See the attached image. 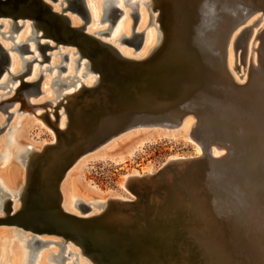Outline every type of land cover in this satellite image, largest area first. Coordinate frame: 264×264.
<instances>
[{
    "label": "bare ground",
    "instance_id": "1",
    "mask_svg": "<svg viewBox=\"0 0 264 264\" xmlns=\"http://www.w3.org/2000/svg\"><path fill=\"white\" fill-rule=\"evenodd\" d=\"M30 1L17 3L15 10L8 4L2 7L5 10V15L0 19V32L4 35L9 34L12 29L9 17L12 15L18 16L17 22L21 27L9 47L1 44L0 46L9 51L11 47L16 48V45L26 43L29 50L32 51L31 56L40 60L37 46L32 38L42 33L48 35V33L43 23L35 19L33 5H29ZM42 2L57 14L65 9L64 13L71 27L77 28L83 24L77 14L76 3H67V0H55V4L49 3V0H42ZM84 2L90 16L89 21L85 24L84 32L114 47L123 60L135 62L138 66L150 67L155 60L161 59L171 52L177 53L186 45L197 46L193 42L196 39L198 45L200 43L206 50L212 51H209L210 53L207 55L214 53L220 59V63L215 67H207L210 88L207 87V90L203 88V95L204 98L211 101L209 110L196 105L188 109L187 106L190 104L178 105L175 103L172 106L168 100L169 97L163 100L162 95L157 94L153 98L157 107L155 113L158 111L157 114L161 116L157 119L158 121L154 118L151 120L159 123H152L149 126H128L107 138L104 137L101 142L89 147L98 153L91 159L96 157L114 159L104 155L103 152L140 132L146 134V140H150L152 135L158 137L181 135L185 141L193 144L195 150L193 157H201L202 149L195 139L197 131L201 127L211 128L212 126L230 129V125L223 122L220 116L228 118L237 116L236 118L243 119L249 126L264 130V94L246 93L256 71L263 65L261 60L264 59V5L253 3L249 10L243 12L242 15L236 13L237 15L231 21L219 20L214 27H210L207 26L209 16L198 17L193 13L183 16L182 19L181 16L174 18L180 19L176 23H171V19L166 16V11H172L170 6L173 8V4L178 2L177 8H181L182 12H187V8L185 11L183 8L186 7L185 0H84ZM114 7L121 9L122 12L111 27L110 15ZM133 9L137 14L135 25L133 22L130 23L131 19H129ZM66 12H71L73 17L68 16ZM136 33L140 34L137 51H129L117 45L120 42L132 46L136 42V37H134ZM103 34L108 36L105 40L101 38V36H106ZM60 39L61 42L53 50L47 52L49 54L47 65H44L46 62H43L40 69H38L37 63H33L29 73L19 79L17 76L23 72V61L19 62L14 57L17 52L15 50L13 54L10 53L12 58L6 70L0 73V89L6 90L0 92V114L4 115L3 119L0 117V129L1 131L5 130L0 138V220L5 218L6 203L9 200L11 201L12 214H17L20 217L22 214L30 216L33 213L35 209L29 207L27 198L34 172H37L39 177L40 175L41 177L47 176L51 186L52 183L54 184L59 198L58 203L63 212L89 219L86 222L79 221L75 229L64 230L61 227L66 225L62 220L48 218L51 220L46 221L49 222V227L68 235L67 240L64 242L61 240L62 236L56 234H48V236L59 238V240H51V242L46 241L40 237L42 235L38 234L33 239H39L47 244L53 243L51 246L59 247L58 244H62V251H60V247L56 251L50 245L35 250L31 234L29 236L21 235L22 242L8 247L10 248L9 255L2 253L0 263L26 264L27 259L32 255L34 257L33 264H45V260H53L57 264H117L107 256V251L99 240L96 244H91V249L84 250L83 239L78 236L76 229L86 230L87 227H93L95 230L108 234H120L123 237H128L134 241L133 246L142 247L145 252L141 254L139 264H210L207 259L201 262L202 256L190 257L185 250L174 252L173 248L177 244H173L170 223L166 224V231H156L158 237H150L144 231L133 230L129 227L133 220L139 217L138 211H134L136 207L132 196L133 190L139 189L145 181L153 177L154 181L156 175L159 180L164 177L171 178L170 166L186 164L193 159L192 156L181 157L173 154L174 156L169 157L159 170L154 171L155 169L150 167L142 173L135 170L127 172L123 175L118 184V190L115 192L101 193L96 191V187L91 184H85L87 187L83 186L76 171L89 162L86 156L78 158L71 168L66 169L65 167L59 176L57 175L60 171L58 166L66 163L71 156L66 151L61 154L56 152L57 145L66 146L74 142L76 143L74 145L85 147L79 119L82 116V110L87 109L89 104L99 103L101 97L105 98L106 83L102 80L98 67H95L96 70L93 68V63L94 61L101 62L102 59L107 58L101 52L100 55L96 53L95 57H89L87 46H80L78 40L67 38L66 35ZM44 41V38L38 40L40 43ZM48 44L55 45L52 40L48 41ZM61 55H65L67 58L65 66L62 65L64 62L61 61ZM209 64L211 63L209 62ZM57 66H64V70L58 73ZM46 67H50V69L45 70ZM46 71H49V74L43 76ZM40 74H42L43 81L40 78L39 93L32 94L29 87L20 84V80L35 82ZM194 75L197 77L200 73ZM143 80L140 82L143 87H139V89L155 86L152 83H155L156 80L152 79L151 82L148 78ZM194 80L197 82L194 83V86L197 87L198 81ZM137 88L133 87L136 100L142 98V106H148V99L140 97L144 89L136 93ZM197 89L199 90V88ZM83 90L86 91L83 92ZM157 97L158 99H156ZM6 104L8 107L5 108ZM54 114L58 116L56 126L62 132L59 136L55 135L51 126L54 122ZM236 118L234 120H237ZM34 122L41 124L49 131L50 139L48 141L35 143L23 138L22 133L25 126ZM110 133L111 131L106 132L105 136ZM144 143V140H140L139 145L136 144L127 151V156L133 157L144 146ZM231 145L234 150L239 151L236 141H231ZM3 146L5 148L13 146V148L4 149ZM227 152V145L223 143L210 142L208 145V153L214 160L224 158ZM123 159L124 157L120 155L117 160H113V163H120ZM129 211L133 213H129ZM232 222L234 221L232 220ZM0 225L7 224L0 223ZM25 225L27 227L25 230L29 232V224ZM140 227L149 229L145 219L140 221ZM19 229L22 230L20 227ZM44 236L47 235L44 234ZM166 238L171 239L170 243L166 242ZM190 247L189 244V250ZM60 256L67 258L59 262ZM234 262L238 261L232 256L225 255L220 259L219 264H234Z\"/></svg>",
    "mask_w": 264,
    "mask_h": 264
},
{
    "label": "rangeland",
    "instance_id": "2",
    "mask_svg": "<svg viewBox=\"0 0 264 264\" xmlns=\"http://www.w3.org/2000/svg\"><path fill=\"white\" fill-rule=\"evenodd\" d=\"M49 3L55 4L52 0H49ZM253 3L264 5V0H185L186 7L183 8L184 11L187 8V12H182L181 8H177L178 2H176L173 4V8L170 6L172 11L167 9L166 16L169 17L168 19H171V23H176L183 16H188L192 13L198 17L209 16L208 18L210 19L207 22V26L214 27L219 20L231 21L237 14L242 15L243 12L249 10V7ZM88 7L90 6L88 5ZM66 13L68 16L73 17L71 12ZM179 16L181 17L178 20L174 19ZM0 19L2 18L0 17ZM129 19H131L130 23H132V18L130 17ZM116 21L110 26L112 27ZM16 33L17 31L12 35L16 36ZM6 36H9V34L0 35V44L9 47L13 41L5 39L4 37ZM107 37V35L101 36L104 40ZM117 45L129 51H137L133 46L127 44L118 42ZM13 51L11 49L7 51L10 57L9 61L12 58L10 53L13 54L15 52ZM15 54L14 57L21 62V56L17 52ZM261 61L263 65L261 69L256 71L246 93L264 94V59ZM44 65H47V62ZM62 65L65 66V62ZM40 68L41 65H38V69ZM45 74L48 75L49 71L44 72L43 76ZM62 88L65 89L66 87ZM4 91L6 90L0 89V92ZM3 116L0 114L2 119L4 118ZM236 117L228 118L227 116H220L223 122L230 125V129H226V127L216 128L214 126L198 129L195 139L202 149L203 154L201 157H193L195 155L193 144L185 141L181 135L174 137L152 135L150 140H146L147 137L144 132L124 139L122 142L103 152L104 155L115 160L120 155L123 156V161L117 164L113 163L114 159H102L99 157L91 159V157L97 156L98 153L94 152L92 148L83 149L84 147L78 144L74 145L76 144L74 142L66 146L57 145L56 152L61 154L66 151V153L71 155L66 169L71 168L78 158L86 156L89 162L85 166H82L81 169L78 168L76 173L80 176V181L84 187L91 184L96 187V191L101 193L117 191L119 182L127 172L135 170L142 173L150 167L155 169L154 171L159 170L173 154L181 157L192 156L193 159L186 164H173L170 166L171 178L167 179V177H164L162 180H159L156 175L154 181V177L145 181L143 183L144 187H139L140 190L134 189L132 196L133 201L135 200V207L147 210L141 199L143 194H148L147 203L152 204V207L165 203L166 196L168 197L171 189L175 193L178 191L172 185L173 181L181 178L178 182L181 186L179 189L186 196L183 202L186 205L183 222H179L177 212L174 210L169 215L163 213L161 215L162 218L158 220L161 221L162 226L168 223L172 225L170 232L173 233V244H177L173 248L174 252L185 250L190 257L198 258L202 256L201 262L207 259L210 261V264H219L220 259L225 255L232 256L238 261L234 262V264H264V130L255 129L249 126L243 119L241 120ZM234 118L237 120H234ZM4 133L5 130L0 132V138ZM22 135L26 141L35 143L45 142L50 139L49 131L37 122L28 123ZM140 140H144V146L133 157H128L127 151L136 144L139 145ZM231 141L238 143L239 151L233 149ZM210 142L227 145V155L222 159L216 160V162L223 165L221 166L223 170H220V172L215 171L213 168H215L216 162H212L210 164V171L201 172L203 174L195 173V170L193 171V167L191 166L204 162L206 159L204 151L208 147L206 145H209ZM3 147L4 149L10 148L8 146L6 148L5 146ZM12 148L13 146L10 149ZM226 162L233 164L237 172L236 175L231 174L230 170L226 167ZM230 176L236 183L238 181L235 186L230 181L223 183L222 178L227 180ZM155 193L157 194L155 195ZM171 195L169 196V200H173L174 196ZM177 195L179 196L180 194L178 193ZM179 201L177 204H173L174 208L179 203H182V199ZM142 212V210L141 212L138 211V214L142 215ZM129 213L133 212L129 211ZM21 235L29 236L30 233L27 230L24 231L14 226L0 225V257L2 253L9 255L10 248L8 247H13L15 243L19 244L22 242ZM40 237L49 242L51 240H59L56 236L42 235ZM188 240L192 242H186ZM170 241L171 239L166 238L167 243H170ZM51 244L53 243L45 244L37 249L49 247L50 245L56 251L59 250L58 246H51ZM189 244L191 245L190 250L188 249ZM27 261L26 264H33L27 263ZM44 262L45 264H57L53 260H45Z\"/></svg>",
    "mask_w": 264,
    "mask_h": 264
},
{
    "label": "water",
    "instance_id": "3",
    "mask_svg": "<svg viewBox=\"0 0 264 264\" xmlns=\"http://www.w3.org/2000/svg\"><path fill=\"white\" fill-rule=\"evenodd\" d=\"M6 1L3 2L2 0H0V17H3L5 15V10H3L2 8L4 5H11L12 9L15 10L17 8V3H23L26 0ZM68 2H74L77 4V14L83 21V24L77 28L71 27L69 25L68 18L64 13L65 9H62L61 13L57 14L55 12H52L49 6L42 2V0H31L29 2V5H33L35 19L40 20L41 23H43L48 33V35L46 33H42L41 35L32 38L33 42L37 46L40 60L31 56L32 51L29 50L28 44L26 43L16 45V48L11 47V49L14 51L16 50L23 61V72H21L17 76L19 79L29 73L33 63L41 65L43 62H47L49 58V54L47 52L53 50L56 45L61 42L60 38L63 35H66L67 38H70L72 40H78V44L80 46H87L89 50V57H95L94 54L96 53L100 55V52L107 56V58L102 59L101 62L94 61L93 63V68H95L96 66L98 67L99 74L102 80L106 83L104 94L105 98L101 97L99 103L89 104L87 109L82 110V116L79 119V127L81 129V134H83V139L85 142V147L83 149L89 148L91 146L93 147L94 145L101 142L104 137L107 138L111 134L120 132L128 126H149L152 123H159L153 122L151 120L153 118L157 120L161 116L157 114L158 111L155 113V109H157V107L155 106L153 98H155L157 94L162 95L163 100L169 97L168 100H170L172 106L175 103L178 105L190 104L187 106L188 109L193 108V105H196L199 107H206V110H209V108L211 107V101H208L206 98H204L203 95V88H205L206 90L207 87L210 88L208 81L209 69L207 67H215L216 64L220 63V59L216 57L214 53H211V55H207L212 51L209 49L206 50L205 47H203V45H201L200 43L198 45L197 39L193 41L197 46L192 47L190 45H186L177 53L171 52L170 54L163 56L161 59L155 60L150 67L138 66L135 64V62L123 60L118 55V52L114 47L84 32L85 24L89 21L90 18L84 0H67V3ZM120 13V9L115 7L112 9L110 15V25L116 20ZM131 18L133 20V24L135 25L137 21V14L134 9L131 14ZM9 19L11 20L12 29L9 31V36L4 38L13 41L14 35L12 34L18 31L21 25L17 22L18 16L12 15L9 17ZM0 35L3 36V33L0 32ZM134 37H136V42L132 44V46L136 49L140 44V34L136 33L134 34ZM198 37L200 38L199 35ZM40 38H44L45 41L43 43L38 42ZM50 40L55 43L54 46L48 44V41ZM0 58L1 73L3 70H6L9 64V54L1 46ZM66 60V56L61 55V61L65 62ZM209 62L211 64H209ZM49 69L50 67L45 68V70ZM63 70L64 66H57L58 73ZM198 72L200 73V75H197L196 77V75L194 74H198ZM204 74L206 75L204 76ZM41 77L42 74L39 75L38 79L35 82L20 80V84H23L25 87H29V90L30 92H32V94H37L39 93V81ZM147 78L149 82H151L152 79L156 80L155 83H152L155 84V86L139 89V87H143L140 83L141 80H146ZM194 79L198 81V86L196 85L197 87L194 86V83H197ZM133 87H138L136 89V93L137 91L141 92V90L144 89L145 94L144 92H142V95L140 97H145L148 99V106H142V98L140 100H136V94H133ZM197 88H199V90ZM213 89L214 88L212 87V90ZM85 91L86 90H83V92ZM156 99H158V97ZM203 101L205 102L203 103ZM6 107H8V104L5 105V108ZM149 107L151 109H148ZM54 115V122H52L51 126L55 135L59 136L62 134V132L56 126L58 116L56 114ZM108 131H111V133L105 136V133ZM207 146L208 144L206 145V147ZM207 151L208 147L204 151V153L206 154V159L204 160V162L200 163L199 165L193 164L191 166L193 167V171L195 170V173H201L207 170L210 171V164L212 162H216V160L214 161L210 158ZM68 162L69 160L62 166H58V170L60 169L57 174L58 176L63 171V168L68 165ZM227 163L229 162H226V167L230 170L231 174L236 175L237 172L235 171L236 169H234L233 164ZM215 164V168H213L215 171L220 172V170H223V167H221L223 165L219 164V162H216ZM34 173L35 174L32 178V184L29 186V197L27 198V204L29 205V207L31 209H35L33 213L30 216H24L22 214L20 217H18L17 214H12L11 201L9 200L6 203L5 218L1 219L0 223L13 225L16 228L20 227L24 231L27 228L25 224H29V232L31 234L30 236L35 247L34 249L36 250L38 247L47 244V242H43L39 239H33L36 234H56L61 235V240H63L64 242L67 240L68 235L55 231L54 228L49 227V222L46 221H51L52 219L62 220V222L66 226L61 228H64V230H66L69 228L75 229L79 221L86 222L89 218L75 217L63 212L58 203L59 198L54 184L52 183L51 186V182L48 181L47 176L41 177L40 175L39 177L37 172ZM180 179L181 178H177L173 181L174 183L176 182V184L172 183V185L178 190L176 191V193H179L180 195L178 196L173 191V189H171L172 191L170 190L168 197L166 196V202L162 203L161 205L157 204L155 205V207H152V204H149V202L147 203L148 194H143V197L141 199H143V205H145L147 210L136 207L135 209L137 211H143V215H139L138 219H134L129 227L133 230L144 231V233H146L150 237H158L156 236V231L161 232L163 230H167L165 229L167 226H162L161 221L158 220L162 218L161 215H163V213L169 215L173 210L177 212V219L179 220V222H183L185 218L184 210L186 208V205L185 203L183 204V202L185 201L184 198L186 196L185 193H181L179 189L181 187L178 183ZM222 181L223 183L230 181L232 182L233 186L238 183V181L237 183L233 181V178L231 176L227 178V180L222 178ZM156 194L157 193H155V195ZM170 194L174 196L173 200H169ZM181 199L182 203H179L176 208H174V202L178 203L177 201ZM48 218H50L51 220ZM142 219L146 220L149 229L143 227L139 228L140 221ZM76 233L83 239L82 246L84 250L91 249V244H96L97 240H99V242H101L100 244L106 249L107 256L117 264H139L142 256L141 254L145 252L142 247L133 246L134 241L132 239L123 237L120 234H108L103 231L95 230L93 229V227H87L86 230L81 228L76 229ZM58 245L60 247V251H62V244ZM66 258V256H60L59 262H62ZM33 259L34 257L30 255V258H28L27 262L32 263Z\"/></svg>",
    "mask_w": 264,
    "mask_h": 264
}]
</instances>
